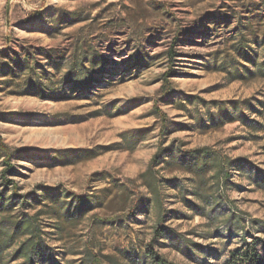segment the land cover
Here are the masks:
<instances>
[{
    "label": "rangeland",
    "instance_id": "obj_1",
    "mask_svg": "<svg viewBox=\"0 0 264 264\" xmlns=\"http://www.w3.org/2000/svg\"><path fill=\"white\" fill-rule=\"evenodd\" d=\"M0 137L29 212L45 189L91 196L81 220L43 219V264H84L88 243L103 264H155L157 213L138 176L160 150L163 225L186 241L155 249L173 264H227L253 246L261 262L249 264H264V0H0ZM204 146L247 166L217 185L214 168L180 162ZM3 167L0 155L9 198ZM203 192L220 200L214 212Z\"/></svg>",
    "mask_w": 264,
    "mask_h": 264
},
{
    "label": "trees",
    "instance_id": "obj_2",
    "mask_svg": "<svg viewBox=\"0 0 264 264\" xmlns=\"http://www.w3.org/2000/svg\"><path fill=\"white\" fill-rule=\"evenodd\" d=\"M170 57L174 56L172 51L168 52ZM93 82L92 79L84 80L77 83V89L83 90ZM156 112L162 115L161 110L157 109ZM164 150H160L150 160L148 167L144 172L139 174L138 180L147 189L149 196L144 199L141 197L139 200H145L148 204L153 205L156 210V226L153 231L152 240L147 245L148 253L153 257L155 264H173L165 259L156 249L155 243L158 239L168 237L173 239L174 242L178 241L184 243V239L180 235L171 234L167 235V231H173L171 228L163 225L165 216L163 208V178L159 175L156 167L160 165L163 159L162 154ZM0 155L2 156V163L4 165L1 175L2 180L11 186V196L9 198L0 197V264H8L11 261L21 260V264H43L45 261L51 259L50 247L47 243L46 231L43 219L52 220L54 228H58L60 210L63 209L65 214L72 215L74 219H82L90 210L92 206L90 204L91 196L89 194H76L74 192H68L63 190L45 189L41 196H45L46 199L40 202V207L29 212L27 205H30V201L33 198H21L18 194V186L8 178V174L11 173L14 166L11 162V153L8 146L2 141L0 137ZM180 162L186 165L189 169H196L198 171H204L208 167L214 168L213 178L217 185L226 184L228 178L231 175L230 170L234 167L245 169L246 163H243L242 158L229 159L216 152L209 147H198L186 151L181 157ZM255 171L253 168L249 169V172ZM99 175L94 173L92 176ZM132 180L131 182H133ZM124 185V184H123ZM122 187V185L120 186ZM129 187L126 184L127 188ZM200 191V189H199ZM62 195L63 200H60ZM196 196L200 201L208 202L211 205V211L214 212L219 205L220 200L213 195H205L203 193H197ZM185 203L190 204V200L183 198ZM58 201H60L58 205ZM132 206V205H131ZM15 207H20L21 212L19 214H10ZM192 207L198 210L201 214L206 213L204 206L193 204ZM9 210V211H8ZM8 212V213H7ZM212 212L210 215L212 216ZM206 215V214H205ZM91 222L93 223H115L116 221H123L124 217L120 216H106L101 217L97 214H92ZM230 219V216L229 218ZM188 245V244H187ZM12 247H15L10 251ZM80 259L84 264H103L98 253L94 250L89 243L84 244L80 250ZM237 260L234 264H249L252 261L260 263L258 252L252 246L246 247L243 254L232 253L228 258L227 264H231L232 261Z\"/></svg>",
    "mask_w": 264,
    "mask_h": 264
}]
</instances>
